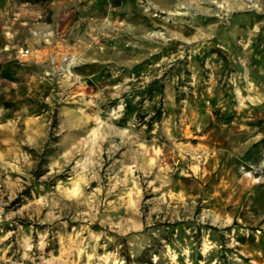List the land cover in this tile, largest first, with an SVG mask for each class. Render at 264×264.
Masks as SVG:
<instances>
[{"label": "rangeland", "instance_id": "obj_1", "mask_svg": "<svg viewBox=\"0 0 264 264\" xmlns=\"http://www.w3.org/2000/svg\"><path fill=\"white\" fill-rule=\"evenodd\" d=\"M0 264H264V0H0Z\"/></svg>", "mask_w": 264, "mask_h": 264}, {"label": "trees", "instance_id": "obj_2", "mask_svg": "<svg viewBox=\"0 0 264 264\" xmlns=\"http://www.w3.org/2000/svg\"><path fill=\"white\" fill-rule=\"evenodd\" d=\"M36 1H38V0H36Z\"/></svg>", "mask_w": 264, "mask_h": 264}]
</instances>
